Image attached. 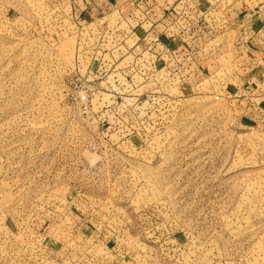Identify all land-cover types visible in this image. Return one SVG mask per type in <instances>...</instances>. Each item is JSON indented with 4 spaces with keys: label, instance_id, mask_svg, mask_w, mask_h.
Segmentation results:
<instances>
[{
    "label": "rangeland",
    "instance_id": "obj_1",
    "mask_svg": "<svg viewBox=\"0 0 264 264\" xmlns=\"http://www.w3.org/2000/svg\"><path fill=\"white\" fill-rule=\"evenodd\" d=\"M81 1L0 0V264H264L247 35L187 80L115 67L119 16Z\"/></svg>",
    "mask_w": 264,
    "mask_h": 264
},
{
    "label": "crops",
    "instance_id": "obj_2",
    "mask_svg": "<svg viewBox=\"0 0 264 264\" xmlns=\"http://www.w3.org/2000/svg\"><path fill=\"white\" fill-rule=\"evenodd\" d=\"M83 1L78 3V12L86 24L103 14L119 16L115 36L119 42L113 53L116 67L127 59L140 60L136 55L148 48L152 62L164 60L165 65H178L180 76L187 80L199 75L205 61L217 62L222 46L233 45L231 37L247 35L245 89L237 108L245 125L264 128V0L259 1L261 5L255 0ZM117 255L120 257V249Z\"/></svg>",
    "mask_w": 264,
    "mask_h": 264
},
{
    "label": "built area",
    "instance_id": "obj_3",
    "mask_svg": "<svg viewBox=\"0 0 264 264\" xmlns=\"http://www.w3.org/2000/svg\"><path fill=\"white\" fill-rule=\"evenodd\" d=\"M92 23V22H91ZM117 23H119L118 21H117ZM108 35H110L111 36V38H109V39H115V40H117L116 39V35H117V32H116V30H114V31H112L111 33H107ZM113 64V66H115V64L114 63H112ZM181 65V64H180ZM178 66V65H177ZM116 67V66H115ZM123 71H120V73H122ZM39 252V251H38ZM44 261H42V263H43Z\"/></svg>",
    "mask_w": 264,
    "mask_h": 264
}]
</instances>
